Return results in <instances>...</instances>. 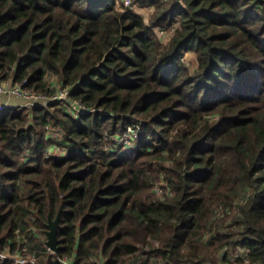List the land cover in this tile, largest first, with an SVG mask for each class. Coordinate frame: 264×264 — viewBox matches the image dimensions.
Returning a JSON list of instances; mask_svg holds the SVG:
<instances>
[{
    "label": "trees",
    "instance_id": "1",
    "mask_svg": "<svg viewBox=\"0 0 264 264\" xmlns=\"http://www.w3.org/2000/svg\"><path fill=\"white\" fill-rule=\"evenodd\" d=\"M131 5L150 17L123 0H0V82L69 89L93 111L0 109V247L37 264H222L240 246L264 264V0ZM138 124L135 147L106 148ZM49 126L62 158L46 156ZM59 213L51 253L38 235Z\"/></svg>",
    "mask_w": 264,
    "mask_h": 264
},
{
    "label": "built area",
    "instance_id": "2",
    "mask_svg": "<svg viewBox=\"0 0 264 264\" xmlns=\"http://www.w3.org/2000/svg\"><path fill=\"white\" fill-rule=\"evenodd\" d=\"M123 4L127 9H132L131 0H123ZM161 34H164V31H159ZM172 34V32H171ZM161 39V38H160ZM162 40V39H161ZM163 41V40H162ZM0 96L5 97L7 99L10 98H18L25 101V107H38L45 106L48 104H55L57 107L61 108L63 111L71 115L74 119H79L82 115L93 112L91 109L81 104L80 102L74 101L70 98V90L69 89H60L56 94L52 96L37 94L33 91H28L23 88L22 85H14L12 82H0ZM33 100V101H29ZM3 107V106H0ZM48 137L49 139H59L61 135H53L49 134L51 126L47 127ZM129 130V131H128ZM123 135L111 137L110 141L107 142L106 148H114L119 149L122 148H133L134 143L137 144V141L141 134L140 124L129 128ZM108 137V136H107ZM113 144V146H111ZM61 144H59L60 146ZM56 151L54 153L53 149L50 148L47 150V157L57 156L58 158H62L59 153L63 152V149H59L56 147ZM156 195L160 196L162 200L167 197L174 196V193L170 188H164L158 186L154 189ZM233 211L230 209H226L224 206L219 205L215 209V217L222 218L225 214H232ZM34 218V215L31 217ZM211 241V235L205 234L200 242L207 244ZM48 251L50 249L46 246ZM52 252V251H51ZM53 253V252H52ZM222 264H257L252 262L250 257V250L247 248H243L240 246L233 248H226L224 251ZM12 261L14 264H37V257L34 252H32L28 245L20 244L19 247L12 251L10 246H6L4 248L0 247V262ZM62 264H74V260L69 257H65L60 260ZM199 264H212L209 260H204Z\"/></svg>",
    "mask_w": 264,
    "mask_h": 264
},
{
    "label": "rangeland",
    "instance_id": "3",
    "mask_svg": "<svg viewBox=\"0 0 264 264\" xmlns=\"http://www.w3.org/2000/svg\"><path fill=\"white\" fill-rule=\"evenodd\" d=\"M132 9H133V11L137 12L139 15L143 16L145 19H148L150 17L151 12H152L151 9H145V8H136V7H133ZM158 36H159V38H161L163 40V42H167L168 39L171 36V31L170 32H164V34H161L158 31ZM183 61L186 64V66L189 67L192 71L195 69V67H196V58H195V56L193 54H190V53L186 54V56L183 58ZM51 81H54V84L57 83L54 79L53 80L51 79ZM29 101H33V100H29ZM6 108H8V107H0V109H6ZM27 108H30V107H27ZM51 129H53V131H50L49 134H52L53 133V135H57V136L58 135H62L61 131L58 128L51 127ZM53 142H54V144L51 145L48 149L52 148L53 149V152L52 153H54L56 151L55 150L56 147L59 148V149H63L64 151L61 152V153H59V155L61 157L66 156V154L68 152V148L66 146H64V144L62 143L63 141L61 140V138L55 139V140H53ZM59 144H61V145L59 146ZM135 145H136V143H134V146ZM111 146H113V144ZM119 149L122 150L123 152H127V151L130 150V148H122V147H120ZM50 157H53V156H50ZM158 186L159 185H157L156 187H158ZM153 194L156 195L155 192H153ZM38 241L44 242V247L46 248V244H47L48 239H47V236L45 235V233H40V235H38ZM49 252H51V251H49ZM131 264H140V263L137 262V261H133ZM151 264H163V262L157 261L156 259H152L151 260Z\"/></svg>",
    "mask_w": 264,
    "mask_h": 264
},
{
    "label": "water",
    "instance_id": "4",
    "mask_svg": "<svg viewBox=\"0 0 264 264\" xmlns=\"http://www.w3.org/2000/svg\"><path fill=\"white\" fill-rule=\"evenodd\" d=\"M60 218L61 213H59L58 217L55 220L50 219L48 223V230L45 231V235L47 236V244L46 246L53 253H57L59 250V239H58V229L60 226ZM224 256V253L221 254V258Z\"/></svg>",
    "mask_w": 264,
    "mask_h": 264
},
{
    "label": "crops",
    "instance_id": "5",
    "mask_svg": "<svg viewBox=\"0 0 264 264\" xmlns=\"http://www.w3.org/2000/svg\"><path fill=\"white\" fill-rule=\"evenodd\" d=\"M25 102L18 98H10L7 99L5 97L0 96V106L8 107V108H24Z\"/></svg>",
    "mask_w": 264,
    "mask_h": 264
}]
</instances>
